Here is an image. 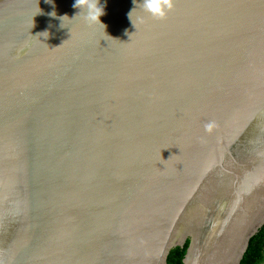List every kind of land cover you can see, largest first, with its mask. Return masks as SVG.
I'll return each instance as SVG.
<instances>
[{
	"label": "water",
	"instance_id": "obj_1",
	"mask_svg": "<svg viewBox=\"0 0 264 264\" xmlns=\"http://www.w3.org/2000/svg\"><path fill=\"white\" fill-rule=\"evenodd\" d=\"M141 2L0 0V264H239L264 225V0Z\"/></svg>",
	"mask_w": 264,
	"mask_h": 264
},
{
	"label": "clouds",
	"instance_id": "obj_2",
	"mask_svg": "<svg viewBox=\"0 0 264 264\" xmlns=\"http://www.w3.org/2000/svg\"><path fill=\"white\" fill-rule=\"evenodd\" d=\"M133 2L135 4L136 0H133ZM78 4L82 6L79 8L84 13L86 20L99 23V17L103 14V10L98 6V0H76L74 7H77ZM140 4L152 16L163 17L166 14V9L171 8L172 0H142ZM132 12L133 10L129 13L130 17ZM52 15L54 16L55 13L53 12ZM207 127L211 130L212 125H208Z\"/></svg>",
	"mask_w": 264,
	"mask_h": 264
},
{
	"label": "trees",
	"instance_id": "obj_3",
	"mask_svg": "<svg viewBox=\"0 0 264 264\" xmlns=\"http://www.w3.org/2000/svg\"><path fill=\"white\" fill-rule=\"evenodd\" d=\"M188 239L182 247H174L167 256V264H183L182 260L188 245ZM264 248V225L259 232L249 240L248 247L239 264H259L262 260Z\"/></svg>",
	"mask_w": 264,
	"mask_h": 264
},
{
	"label": "flooded vegetation",
	"instance_id": "obj_4",
	"mask_svg": "<svg viewBox=\"0 0 264 264\" xmlns=\"http://www.w3.org/2000/svg\"><path fill=\"white\" fill-rule=\"evenodd\" d=\"M259 264H264V248L262 250V260H261V262Z\"/></svg>",
	"mask_w": 264,
	"mask_h": 264
}]
</instances>
